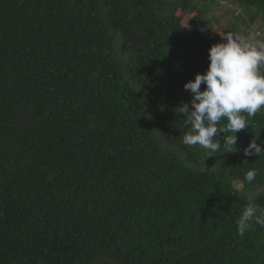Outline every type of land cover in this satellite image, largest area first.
Instances as JSON below:
<instances>
[{
    "label": "trees",
    "instance_id": "1",
    "mask_svg": "<svg viewBox=\"0 0 264 264\" xmlns=\"http://www.w3.org/2000/svg\"><path fill=\"white\" fill-rule=\"evenodd\" d=\"M206 1L0 0V264H264V228L236 224L237 188L264 185V155L243 151L264 143V108L236 151L182 143L184 84L221 35H247ZM230 1L264 27V0Z\"/></svg>",
    "mask_w": 264,
    "mask_h": 264
},
{
    "label": "clouds",
    "instance_id": "2",
    "mask_svg": "<svg viewBox=\"0 0 264 264\" xmlns=\"http://www.w3.org/2000/svg\"><path fill=\"white\" fill-rule=\"evenodd\" d=\"M221 37L223 42L209 49L206 73H198L184 84V89L192 94L190 102H181L177 107L187 129L182 143L211 153L220 151L222 144L229 152L236 151L237 133L250 126L247 118L264 108V42H245L227 32ZM223 120L226 125H222ZM220 134H224L223 142ZM260 136L261 132L259 136L255 134V139L243 149L246 157L264 155V143H257ZM257 174L256 169H250L244 180L251 184ZM236 224L241 237L254 224L264 228V208L249 198Z\"/></svg>",
    "mask_w": 264,
    "mask_h": 264
},
{
    "label": "rangeland",
    "instance_id": "3",
    "mask_svg": "<svg viewBox=\"0 0 264 264\" xmlns=\"http://www.w3.org/2000/svg\"><path fill=\"white\" fill-rule=\"evenodd\" d=\"M206 6L207 9L205 10V16L213 19V25L215 27L225 29L229 25L234 24L235 26H238V31L244 30L246 32L247 35H244L248 37H243L244 35L242 36L245 42L255 43L259 41L258 39L256 40L255 37L258 35H264V27L260 23V14L254 9L246 8L245 6L230 0H207L202 4V10L205 9ZM118 34L114 37L117 41L122 37H119ZM252 39H255V42ZM116 45L118 47L119 42H117ZM147 112L153 121L154 116L149 111ZM156 138L158 141H161V133L159 130L156 133ZM178 157L184 165L199 173L218 174L231 169V163L228 158L220 163L208 164L207 162H191L182 155H178ZM237 190L239 191V196L246 201H248L249 198L258 199L264 195V185L253 186L249 189H242L240 186Z\"/></svg>",
    "mask_w": 264,
    "mask_h": 264
}]
</instances>
